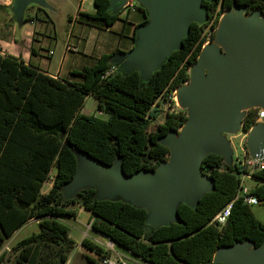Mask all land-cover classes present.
Instances as JSON below:
<instances>
[{
	"label": "trees",
	"instance_id": "16d2710c",
	"mask_svg": "<svg viewBox=\"0 0 264 264\" xmlns=\"http://www.w3.org/2000/svg\"><path fill=\"white\" fill-rule=\"evenodd\" d=\"M201 3L202 20L191 22L180 46L153 72L117 69L114 57L120 50H116L73 71L80 79L67 80L0 49V264L10 253L2 250L5 240L32 219L38 220L40 230L13 246L16 262L67 264L75 241L61 217L76 216L73 206L77 204L91 212L96 232L149 264H223L215 260L221 247L264 244V222L241 194L246 168L233 162L231 153L228 158L206 154L201 172L213 187L193 203L179 201L178 218L157 226L150 224L147 207L122 195L102 196L97 185L69 189L84 155L110 166L120 162L127 177L157 170L169 160L170 147L162 138L171 131L179 133L189 115L185 109L166 111L164 121L150 131L152 120L162 112L161 101L175 105V90L190 79L204 45L214 38L222 13L240 6L246 14L258 12L264 17V0ZM94 6L95 12L79 10L78 16L100 20L106 26L120 19L122 3L94 0ZM39 11L49 16L38 7L36 15H27L26 20H34ZM88 95L96 98L97 111L105 117L81 112ZM256 117L257 110L249 108L244 130L251 129ZM253 176L261 181L255 180L250 191L258 204H264V169ZM49 182L52 185L44 192ZM229 202L232 208L227 221L223 225L213 222ZM83 244L99 254L109 253L87 238Z\"/></svg>",
	"mask_w": 264,
	"mask_h": 264
},
{
	"label": "water",
	"instance_id": "95a60500",
	"mask_svg": "<svg viewBox=\"0 0 264 264\" xmlns=\"http://www.w3.org/2000/svg\"><path fill=\"white\" fill-rule=\"evenodd\" d=\"M35 1L42 0H16L15 11L21 14ZM137 1L148 11L149 21L124 65L142 73L153 72L180 46L191 22L202 20L204 7L201 0ZM234 10L235 14H227L223 21L222 40L228 53L207 45L205 55L195 63L201 61V66H194L190 74L196 83L182 88L180 101L189 105V118L179 133L171 131L162 138V143L170 147L169 160L157 170L127 177L120 162L110 166L84 155L70 190L97 185L102 196L122 195L147 207L150 224L157 226L178 218L179 201L193 203L213 187L212 180L201 172L203 157L213 152L228 158L231 147L224 133L240 130L245 110L255 105L264 108L262 18L258 12L246 14L240 6ZM247 146L250 155L264 158V122L251 129ZM250 247L249 243L221 247L216 253L219 260H215L223 264H264V244L248 253Z\"/></svg>",
	"mask_w": 264,
	"mask_h": 264
},
{
	"label": "crops",
	"instance_id": "0c3cea01",
	"mask_svg": "<svg viewBox=\"0 0 264 264\" xmlns=\"http://www.w3.org/2000/svg\"><path fill=\"white\" fill-rule=\"evenodd\" d=\"M15 1L16 0H0V7L5 10L8 15L4 21V24L8 27L7 34L6 36L0 35V49L2 53L21 57L26 63H31L39 67L42 71L51 76L67 80L80 79L78 75L72 72L80 70L85 66H90L102 54L116 50H120L117 53V55L120 56V62L116 68L127 70L128 67L124 65L125 57L138 47L142 39V33L149 20L148 11L137 0H133L139 5L134 11L129 8H124L122 4L120 19L110 26H106L100 20L90 21L84 16H78V14L76 16H71L70 22L72 27L68 39L62 54L56 57L58 46L57 34L56 31L54 32L52 29L54 20L50 18L49 14V4L52 0L32 2V6L35 5L34 7L36 8H44L49 14V17L48 19H43L36 16L34 20H30L32 22V28L28 29L25 33L26 37L33 39L29 51H23L18 45V39L13 31V25L11 24L12 18L9 12L12 7L15 8ZM30 4H28L25 10L28 9ZM95 9L94 0H86L85 7L81 5L79 8L80 11L91 13L95 12ZM41 22L45 26L43 29L38 27ZM54 41H56L55 44H53ZM67 43L74 45L75 49L67 50ZM51 185L52 183H50V187ZM33 220L34 219L26 222L16 230V232L26 225H29ZM36 223H38L37 219Z\"/></svg>",
	"mask_w": 264,
	"mask_h": 264
},
{
	"label": "rangeland",
	"instance_id": "374dc122",
	"mask_svg": "<svg viewBox=\"0 0 264 264\" xmlns=\"http://www.w3.org/2000/svg\"><path fill=\"white\" fill-rule=\"evenodd\" d=\"M83 1L84 0H52V2H50L49 4L50 18L54 20V26H55L54 27L52 25V29L54 30V32L56 31V34H57L58 46L56 50V57H59L62 54L63 48L68 39V35L72 27V24L70 22V17L76 16L78 14L79 8L81 7V5L82 7H85L86 0L84 2ZM34 6L35 5L32 6V3H31L28 9L25 10L21 14H18L15 11L14 7H12V9L9 12L10 17L12 18L11 24L13 25V28H14L13 31L16 34V37L18 39V45L21 47L23 51H29L32 45V42H33V39L26 37L25 33L28 29L32 28V22L30 20H26V16L36 15L38 7L36 8ZM227 11H228L227 14H235L234 9L227 10ZM7 16L8 15L6 11L0 7V35L1 36L2 35L6 36L7 34L8 27L7 25L4 24V21L7 18ZM223 16H224V13H222L220 21L222 20ZM260 16L262 18V22L264 25V17L261 14ZM38 17L43 18V19H48L49 16H47L43 11H39ZM38 27L40 29H43L45 26L41 22V24L38 25ZM206 30L208 31V34H211V32L213 31L210 25H207ZM217 30H218V27L213 31L214 37L216 35ZM55 42L56 41H54L53 44H55ZM199 60H200V57H199ZM119 62H120V56L116 55L114 57V63L118 64ZM197 65L198 64H194V66H197ZM182 86H184L183 88L189 87V84L185 83ZM174 100H175V105H172L169 101H164V100L161 101L160 107L162 109V112L159 114L156 120H152L150 124V128H149L150 131L155 130L157 128V125L164 121L166 111H171L173 109H185L189 113V108H190L189 105H185L177 99V92H174ZM255 106H258V105H255ZM81 112L84 114L96 113L100 116L105 117V114L103 112L97 111V100L92 95H88L86 97L84 106L82 107ZM224 136L230 142L232 161L233 162L238 161V158H241L243 156V150H246V151L248 150V146H247L248 136H245L242 131H237L236 133H224ZM86 163H87V160H85V162L83 163V166ZM55 171L56 169L53 170V173H55ZM256 183L257 182L253 179H250V178L246 179V185L249 188L254 186ZM49 188H50V182L46 183L44 187V191L48 190ZM73 207L77 208L78 214L76 216H62L61 217L62 221H64L70 227V236L75 241V247L70 253V257H69L67 264H93L92 262H90L88 256L95 258L98 264H104L103 260L105 258H110L116 264L120 262L123 264H145V262L139 260L137 257H135L133 254H131L126 249L116 245V243L112 241L111 239L107 238L106 236L102 235L99 232H96L92 228L93 219L91 218L90 211H88L87 209H85L84 207L78 204L74 205ZM252 209L256 217L262 222H264V204L262 203L254 204L252 205ZM39 230H40V226L38 223H36V219H34L31 223H29V225H26L25 227L20 229L18 232H16L13 236H11L10 238H7L4 244L2 245V250L4 249L9 250L10 253L8 255V258L5 259L2 264H18L15 259V253L13 251V246L18 241L23 239L24 237L30 235L34 231H39ZM84 238H87L92 243L100 245L105 251H108L109 253L99 254L95 250L90 249L88 246L83 244ZM250 249L252 251H255L253 247H250ZM215 259L219 260L217 255Z\"/></svg>",
	"mask_w": 264,
	"mask_h": 264
},
{
	"label": "built area",
	"instance_id": "2783aa9c",
	"mask_svg": "<svg viewBox=\"0 0 264 264\" xmlns=\"http://www.w3.org/2000/svg\"><path fill=\"white\" fill-rule=\"evenodd\" d=\"M138 6L139 5L136 2H134L133 0H126L123 4L124 8H129L130 10H133V11L136 10L138 8ZM66 48H67V50H72V49H75V46L72 45L71 43H67ZM175 92H176V90H175ZM251 108H255L257 110L256 121L252 125V127H251V129H252L257 123L264 122V108L260 105L253 106ZM247 110H245V115L247 113ZM245 115L241 119V126H240L239 131H242L245 136H248L251 129L250 130H244V128H243ZM238 161L242 166H244L246 168V171H244L241 175L242 186H243L241 194L247 203H249L251 205L258 204L259 200L254 194L251 193L250 188L246 185V179L250 178L253 180L261 181V180L255 178L253 176V172H255L257 170L264 169V158L260 159V158L254 157V156L250 155L248 150L247 151L243 150V156L241 158H238ZM262 181L264 182V180H262ZM231 208H232V202H229L220 211H218L216 213V215L214 216L212 221L218 225H223L227 221V218L229 217V215L231 213ZM103 263L104 264H116L110 258H105L103 260ZM145 264H149V263L145 262Z\"/></svg>",
	"mask_w": 264,
	"mask_h": 264
},
{
	"label": "bare ground",
	"instance_id": "6f19581e",
	"mask_svg": "<svg viewBox=\"0 0 264 264\" xmlns=\"http://www.w3.org/2000/svg\"><path fill=\"white\" fill-rule=\"evenodd\" d=\"M227 13H228V11H225V12H224V16H223L222 20L220 21V23H219V25H218V30H217V32H216L215 37H214L211 41H208V42L204 45V47H203V49H202V52H201V54H200V56H199L200 58H202V57L205 55V46H206V45H213V46L217 47L219 50L222 51L223 54H227V53H228V50H227V48H226V46H225V43H224V41L222 40V36H223V34H224L223 21H224V18H225V16H226ZM262 27H264L263 24H262ZM197 64H198V66L200 67V66H201V61L198 62ZM186 83H188L189 86L194 85V84L196 83L195 78H194L193 76H191L190 79H189ZM183 87H184V86H181V87H178V88L176 89V92H177V99H178L179 101H180V94H181V91H182V88H183ZM247 252H248V253H252V250H251L250 248H248V249H247ZM225 264H226V261H225Z\"/></svg>",
	"mask_w": 264,
	"mask_h": 264
}]
</instances>
